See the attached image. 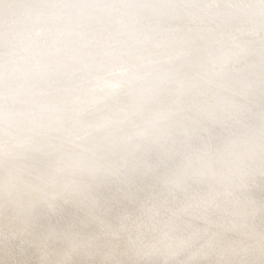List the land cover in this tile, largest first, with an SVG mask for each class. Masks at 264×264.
<instances>
[{
	"label": "rangeland",
	"instance_id": "1",
	"mask_svg": "<svg viewBox=\"0 0 264 264\" xmlns=\"http://www.w3.org/2000/svg\"><path fill=\"white\" fill-rule=\"evenodd\" d=\"M151 1L153 3L154 2L162 3L164 0H157V1L151 0ZM151 1L150 0L136 1L135 2L136 9L141 7L143 3L151 2ZM194 5L196 6V4ZM21 6L22 7L18 8V10L29 11V9L33 7V2L29 0L26 1L23 0ZM85 8L86 5L84 4L78 5L77 13L75 14V16L76 17L80 16L81 10ZM173 8L176 9H171L169 13L167 11L165 15L161 16L160 20H158L155 24L151 25L150 29L153 30L157 26H160L159 29L167 31L168 28H166L164 25L166 21L174 20L177 17L186 18L185 15H182L181 13L178 12L177 7H173ZM136 9H134L132 12H134ZM68 15L69 18L73 16V14H67L66 17H68ZM0 23H4V20H2L1 15H0ZM109 24H111L110 26H112L113 23L109 22L105 25V27H109ZM39 25L40 24H36L34 26L35 27L34 31L36 32V34L39 33V31L36 29V26ZM144 34L145 35L140 36V38L136 40L134 43H130V46H132L134 49L136 48L135 49L136 52L141 50V48L139 47L140 44L138 43L142 42L146 37L149 36L148 32ZM209 39L210 36H205L201 41L198 42L197 47H193L194 49H197L196 51L188 52L182 57L183 59L181 58L180 61H178L179 64L175 63L173 65L168 66L167 68L164 69L165 71L161 76L156 77L155 81H157V83L155 84L156 87L153 91V94L150 95V97L145 101V103L140 108L136 109L135 112L131 113L130 115L131 119L133 118L136 119L137 117L146 114V112H148L149 108L152 106L153 103L158 102L159 100L162 99L163 90L167 82L169 81V79L172 80L179 77L180 69H182L183 74L186 73L185 75L186 76L188 75V77L190 78L196 77V74L198 73H204V72L209 73V71H211L214 61L218 59L222 51L221 48L223 46L221 45H224L228 40L223 39L211 43ZM124 43L129 44L128 42H124ZM115 44L116 43L111 45V47L108 49V52L111 53L112 55L113 54L115 55L116 53ZM251 46L257 49H264V40L259 42L254 41ZM33 47L38 48V45L24 46L26 50H30ZM205 47H206V51L204 52V54H202L200 51L202 50V48ZM9 48H10L9 45L8 46L2 45L0 47V54L2 56L3 55L11 56L7 51L11 49ZM22 54H26V52H22ZM97 55H98L97 52L90 53L86 58L87 60L84 61V66H82L79 70H76L75 75L68 82H64L62 84L66 88L64 92L65 95H63L64 98L71 97L76 93L82 92L83 88H85L87 83L90 81V77L100 75L107 71V69L111 65V61L100 62L97 59H93V57ZM196 70L198 71V73L196 72ZM223 71H221V73L217 75V77L219 76L218 78L211 80L209 82V83L214 82L216 85L213 87L212 91H211L212 87H208V84L207 85L204 84L200 87L201 93L199 97L202 96L205 97L210 93L213 96L212 97L210 95V97L211 98L217 97L216 101L219 102L220 96L224 95L227 89H230L232 87L235 89L239 85H242L243 81L247 79L248 75L252 71L258 72L259 68L237 67L235 70L234 67H229V69L225 70V73L222 74ZM167 75L169 78L167 77ZM18 82L21 83V80H18ZM55 86L57 85L56 84L50 85V87L46 90V92ZM190 87H193L192 84L190 85ZM241 89L243 90L242 101L235 98L226 99L223 105H221L220 108L221 110L220 109L217 110L215 117H213L212 119L202 120L197 124H193L191 122H188V124L186 125L172 124V126L169 127L171 128L170 129L171 134L170 137H168L167 139H162V140L157 139L156 140L157 142L153 141L144 144L143 142H145L144 141L145 134L143 132H140V130L137 131L138 133L137 136L131 137L130 140L133 141L134 145L139 146L138 150L132 153H127L126 155L123 156L124 158L120 157L119 159H117L118 162L115 161L110 165L107 163L104 164L102 163V161L106 158L105 151H102V149H98V150L96 148L94 149L95 146L92 144L93 140L89 141L88 144L86 141H84V138L88 136L91 131H87L84 135H79V136L67 135V137H64V140H60L59 144L57 143L58 146L53 148L51 147L55 143L58 135L54 134L51 136H46L47 138L44 136H42L43 138L42 137L40 138L37 135L31 134L30 136V134L26 133V135H28V137L31 138L29 142H34V141L37 142L30 144L29 147H26L24 151L26 152L31 151L29 152L28 155H26L25 153L14 154L11 155L6 160L9 164L18 165L20 169L19 172L16 173L15 175L16 177L11 179L12 180L11 182H13L12 186H14L13 188L20 186L23 193H27L29 189L34 188V184L40 183L43 185V187L40 184L37 186L40 195L39 193H37L38 200L33 204L31 208L32 210L28 214L23 210L19 209L18 207H14L13 206L14 203L11 202H9V207L7 209L3 206L0 207V264H57V263L66 264V262L67 264H71V262L73 264L74 260H75L74 264H120V263L121 264H162V263L163 264H174V263L175 264H181V263L182 264H215V262L217 264H247V263L264 264V260H263L264 259V244H263L264 243V239H263L264 237V171H263L264 170V163H263L264 162V84L259 85L257 88L253 89L252 91H249L248 89L246 90L244 88ZM194 102L196 101L194 100ZM216 104L217 103H215V105ZM193 105L195 104L193 103ZM57 111L58 109L55 106V103L46 104L45 106L37 109L35 113L31 114L28 118L29 120L28 119L25 120V124L23 125H26L28 122H36L38 120H42V118L55 120L54 114ZM193 113L194 112H191L190 114ZM7 122L8 121L6 120V118L2 117V114H0V134L11 133L12 134L11 136L13 137L12 138L13 141L18 140V138L14 137L13 135L18 134V136L22 138L23 135L22 133H20L21 127L17 128V130L13 128L11 129V127L8 125ZM96 128H100V127H96ZM124 137H125L124 132L115 135L113 139L114 140L113 145L121 142ZM36 138H40V139L38 140ZM29 142L26 140L22 144L19 143V145L23 146ZM72 150L76 152L74 158L71 157ZM240 154L241 156H239ZM65 162H67V166L70 165V169L73 170L72 171L73 173L72 172L67 173L66 171L63 170L57 174L58 177L56 175L52 177L50 169L53 168V165L63 164V163L65 164ZM189 163L192 165V167H197L196 165H199V169L197 170L195 175H189L183 179L182 183H179L185 165ZM108 166L114 167L115 171H111L109 170V168L107 169ZM76 171L78 172L76 173ZM90 171H91V175H90ZM92 171H94V174H92ZM189 171H191V169H189ZM210 172L212 173L215 172V173L212 174ZM3 173L4 171L2 169V171H0V179ZM165 175L171 178L175 183L164 182L162 180V177H164ZM66 180L72 182L73 184L75 183L73 185L74 186L73 194L75 195H72V197H69L68 199L63 198L60 195H57L56 196L57 198L54 196L55 197L54 198L51 195L52 191L53 190L65 191L66 188L64 187L66 185L65 182H67ZM99 180H101L100 184H99ZM54 183H56L57 185ZM57 187L59 189H57ZM180 190L181 192H179ZM215 190L216 193H213V191L215 192ZM222 191L223 194H221ZM227 194L229 195L227 196L229 199L225 207L218 209L217 207L213 206V203L215 202L214 200L215 196L219 197L221 195H227ZM8 195H9L8 191L6 192L5 195L4 194L0 195L1 196L0 206L5 205V203L7 202L5 200L8 199L6 198L8 197ZM60 199L62 200L60 201ZM203 202L206 203V206H208L209 209L204 207L205 205ZM92 203L93 205H91ZM152 204H154L155 206L153 205L152 207ZM186 204H190L191 206L190 208L187 209L188 213L186 212L183 213L182 215L176 216L174 214V211L179 210V208H182ZM192 204L194 205V207H192ZM210 204L212 205L213 209L211 208ZM235 208L238 209L236 210ZM204 209L206 210V212ZM13 212L17 214H14ZM171 212H173V215H171L172 214ZM237 212H239V214ZM247 212L250 215L253 214L251 218L249 215L250 219L248 217H245L248 214ZM238 216L245 217V223L242 225L241 228L240 227L236 228L234 223L231 222V219H235ZM150 217L152 218L150 219ZM17 218L18 220H16ZM107 222L109 224H107ZM225 223L228 224L227 225L228 229H223L219 227L220 224H225ZM125 226L127 227V229ZM159 228L163 230L161 231ZM164 229L166 230L164 231ZM221 229L224 232L223 233L224 238L222 237L216 240V242L218 241L217 242L218 248L215 247V250L220 249L221 247L229 248V244H234L237 251L235 252V255H231V256L228 255L229 257L226 256L222 258L223 261H218L216 259L217 254L214 251L211 253L212 255L208 256L209 258L206 257L199 261H193L191 263L185 261L187 259L186 258L187 251L175 255L174 256L175 258L174 257L170 258L169 259L170 261H166V263L165 260H163L160 256L143 255L144 256L143 257L142 255H132L130 253V251L137 244H142L143 242L146 243L147 240H149V238L154 239L157 236L163 234H170V235L173 234V238L174 239L176 238V240L180 238L187 239L190 243L189 244L190 246L188 248L190 250L197 247L200 248L201 246L203 247L205 238L209 235L211 231L221 230ZM234 229L236 230L234 231ZM120 230L122 233L120 232ZM158 230L161 232H159ZM173 230L176 232H174ZM129 231L131 232V234ZM104 238L107 240H105ZM193 238H195L194 241ZM83 245L85 248L83 247ZM251 246L253 247L260 246L263 248L259 252L256 251L257 252L256 253L255 249L252 248ZM238 252H241L244 255L239 256L237 254ZM244 252L248 253V255H246V253ZM244 261H246V263Z\"/></svg>",
	"mask_w": 264,
	"mask_h": 264
},
{
	"label": "bare ground",
	"instance_id": "2",
	"mask_svg": "<svg viewBox=\"0 0 264 264\" xmlns=\"http://www.w3.org/2000/svg\"><path fill=\"white\" fill-rule=\"evenodd\" d=\"M29 1L33 2V7L32 8L29 7L30 8L29 11H22V10H18V8L22 7L21 4L23 0H0V15L2 17V20H4V23H0V28H1L0 47L2 45H7V46L9 45V47L11 48V49L9 48L10 50H7L11 56H5V55L2 56L0 54V114H2V117L6 118V120L8 121L7 123L11 127V129L13 128L17 130V128L21 127L20 133H22L23 135L22 138H20L18 134L13 135L14 137L18 138L17 141H13L12 140L13 137L11 136L12 135L11 133L0 134V171H2V169L4 171L0 179V195L1 194L5 195L7 191L9 192L8 197H6L8 199L5 200L4 197V200L7 202L5 203V205H1L0 207L3 206L7 209L9 207V202H11L14 203L13 205L14 207H18L19 209L23 210L28 214L31 212L32 210L31 208L33 204L38 200L37 193H39L40 195V192H38L39 189L37 188V186L40 183L34 184V188L29 189L27 193H23L20 186L13 188L14 186H12L13 182H11L12 181L11 179L16 177L15 175L16 173L19 172L20 169L18 165L9 164L6 161L11 155L19 154V153L20 154L25 153L26 155H28L29 152H31V151L26 152L24 150L26 149V147H29L30 144L36 143L37 141L29 142L31 138L28 137L26 133L30 134V136L31 134L37 135L40 138L42 136L46 137L54 134L58 135L55 143L51 147L53 148L58 146L57 143L59 144V141L64 140V137H67V135L79 136V135H84L87 131H91L89 135L84 138V141H86L88 144L89 141L93 140L92 144L95 146L94 149L95 148L97 150L102 149V151H105L106 158L102 161V163L103 164L107 163L110 165L111 163L117 161V159H119L120 157L124 158L123 156L126 155L127 153H132L138 150L139 146L134 145L133 141L130 140L131 137L137 136L138 134L137 131L140 130V132H143L145 134L144 137L145 142H143L144 144L156 141L157 139L158 140L167 139L168 137H170L171 128L169 127L172 126V124L186 125L188 124V122L197 124L202 120L212 119L213 117H215L217 110L221 108V105H223L226 99L235 98L241 101L243 100V95H242L243 90L241 88L252 91L253 89L257 88L259 85L264 84V49H257L251 46L254 41L259 42L264 40V0H207V1L206 0H164L162 3H158V2L153 3L150 0L151 2L143 3V5L138 9H136V3H135L138 0H29ZM83 4L86 5V8L81 10L80 16L76 17L75 14L77 13L78 5H83ZM194 4H196V6ZM173 7H177L178 12L181 13L182 15H185L186 18L177 17L174 20L166 21L164 25L166 28H168L167 31L159 29L160 26H157L153 30L150 29L151 25L155 24L158 20H160L161 16L165 15L167 11L169 13L171 9H176ZM134 9L136 10L132 12ZM67 14H73V16L69 18V15L68 17H66ZM109 22L113 23L112 26H110L111 24H109V27H105V25ZM36 24L41 25V26L40 25L36 26V29L39 31L38 34H36V32L34 31L35 28L34 26ZM146 32L149 33V36L146 37L142 42L138 43L140 44L139 47L141 48V50L136 52L135 51L136 48L134 49L132 46H130V43H134L136 40L140 38V36L145 35L144 33ZM205 36H210L209 40L211 43L223 39L228 40L224 45H221L223 46L221 48L222 51L218 59L214 61L211 71H209V73H205V72L198 73V71L196 70V72L198 73L196 74V77L190 78L188 77V75L187 76L185 75L186 73L183 74L182 69H180L179 77L172 80L169 79V81L167 82L163 90L162 99L159 100L158 102L153 103L152 106L149 108L148 112H146V114H143L142 116H139L136 119L134 118L131 119L130 117L131 113L135 112L136 109L140 108L145 103V101L150 97V95L153 94V91L156 87L155 84L157 83V81H155L156 77L161 76L165 71L164 69L167 68L168 66L173 65L175 63L179 64L178 61H180V59L188 52L196 51L197 49H194L193 47H197L198 42L201 41ZM124 42H128L129 44H125ZM114 43H116L115 44L116 48L114 47L116 49V53L115 55L114 54L112 55L111 53L108 52V49ZM35 45H38V48L33 47L30 50H26L24 48V46H35ZM205 51H206V47L202 48L200 52L204 54ZM22 52H26V54H22ZM92 52H97L98 54L97 56L93 57V59H97L100 62L111 61V65L109 66L106 72L94 77H90V81L87 83L86 87L83 88L82 92L76 93L71 97L64 98L63 95H65L64 92L66 88L62 84L64 82H68L75 75L76 70H79L82 66H84V61L87 60L86 59L87 56ZM229 67H234L235 70L237 67H245V68L258 67L259 71L258 72L252 71L251 73L249 72L250 74L248 75L247 79L243 81L242 85H239L235 89L233 87L227 89L226 93L220 96L219 102L216 101L217 97L211 98L210 93L205 97L203 96L199 97L201 93L200 87L204 84L205 85L208 84V87H212L211 88L212 91L213 87L216 85L214 82L213 83H209V82L211 80L218 78L219 76L217 77V75H219L221 71H223V69L224 71L222 72V74L225 73V70L229 69ZM18 80H21V83H19ZM53 84L54 85L56 84L57 86L49 89L46 92V90L50 87V85ZM191 84L193 87H190ZM194 100L196 102H194ZM52 103H55V106L58 109V111L54 114L55 120L42 118V120H38L36 122H28L26 125H23L25 124V120H27L31 114L35 113L37 109L45 106L46 104H52ZM193 103L195 105H193ZM215 103H217L216 104L217 106L215 105ZM191 112L194 113L190 114ZM96 127H100V128H96ZM123 132L125 134V137L122 139V141L113 145V141H114L113 139L115 135H118V133H123ZM40 138H36V139L39 140ZM26 140L29 143L23 146L19 145V143L22 144ZM71 152H72L71 157L74 158L76 152H74L73 150ZM239 156H241V154ZM108 168L111 171H115L114 167L108 166L107 169ZM63 170L66 171L67 173H71L73 171L72 169H70V165L67 166V162H65V164L63 163V164L53 165V168L50 169V172L52 174V177H54L55 175L57 176V174ZM77 172L78 171H76V173ZM92 174H94V171H92ZM90 175H91V171H90ZM100 181L101 180H99V184L101 183ZM65 183L66 185L64 188L66 189L65 191L63 190L64 192L53 190L51 195L53 197L60 195L61 197L67 199L69 197H72V195H75L73 194L74 191L73 185L75 183L73 184L70 181H67ZM40 185L43 187L42 184ZM57 189L59 188L57 187ZM179 192H181V190ZM213 193H216V190L215 192L213 191ZM221 194H223V191ZM227 196L229 195L228 194L221 195L219 197L215 196L214 198L215 202L213 203V206L217 207L218 209L225 207L229 199ZM62 199H60V201ZM91 205H93V203ZM153 205L154 204H152V207ZM204 205L205 208L209 209V207L206 206V203H204ZM190 207H191L190 204H186L182 208H179V210L174 211V214L176 216H179L182 215L183 213L186 212L188 213L187 209ZM192 207H194L193 204ZM171 213H172L171 215H173V212ZM237 213L239 214V212ZM249 215L250 214L248 213L245 217L249 218ZM252 215H250V218ZM245 217L238 216L235 219H231V222L234 223L236 228L237 227L241 228L242 225L245 223ZM151 218L152 217H150V219ZM16 220H18V218ZM107 224L109 223L107 222ZM227 225H228L227 223L220 224L219 227L223 229H228ZM159 229L161 230V228ZM165 230L166 229H164V231ZM235 230L236 229H234V231ZM223 233L224 232L222 229L211 231L209 235L205 238L203 247L201 246L200 248L197 247L191 250L188 249L190 243L187 239L180 238L176 240V238L175 239L173 238V234L171 235L163 234L157 236L154 239L149 238V240H147L146 243L141 242L142 244H137L131 251L130 250L129 251L132 255L160 256L163 260H165V263L166 261H170L169 260L170 258L185 251H187V256H186L187 259L185 261L190 263L193 261H199L203 258H206L209 255H212L211 253L214 251L217 254L216 259L218 261H223L222 258L226 256L229 257L231 255H235V252H237L235 245L229 243H228L229 248L221 247L222 249L220 248L215 250V247L218 248V243H217L218 241L216 242V240L222 237L224 238ZM194 239L195 238H193V241ZM251 247L255 249V252L256 251L259 252L263 248L260 246H254V247L251 246ZM237 254L239 256L244 255L241 252H238ZM246 255H248V253H246ZM246 261L244 262L246 263ZM215 264L217 263L215 262Z\"/></svg>",
	"mask_w": 264,
	"mask_h": 264
},
{
	"label": "snow or ice",
	"instance_id": "3",
	"mask_svg": "<svg viewBox=\"0 0 264 264\" xmlns=\"http://www.w3.org/2000/svg\"><path fill=\"white\" fill-rule=\"evenodd\" d=\"M189 169H191V171H189ZM198 169H199V165H197V167H192V165L190 163L189 164H186L185 165V168H184V171L181 174V179H180L179 183H182L183 182V179L186 178L187 176H189V175H195ZM162 180L164 182H173V183H175L167 175H165L164 177H162Z\"/></svg>",
	"mask_w": 264,
	"mask_h": 264
}]
</instances>
